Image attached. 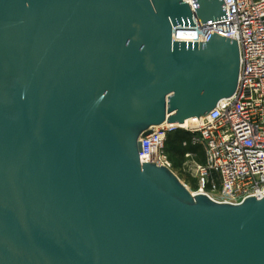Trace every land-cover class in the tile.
<instances>
[{
    "label": "water",
    "instance_id": "water-1",
    "mask_svg": "<svg viewBox=\"0 0 264 264\" xmlns=\"http://www.w3.org/2000/svg\"><path fill=\"white\" fill-rule=\"evenodd\" d=\"M0 0V264H264V196L193 193L153 126L236 90L223 0Z\"/></svg>",
    "mask_w": 264,
    "mask_h": 264
},
{
    "label": "built area",
    "instance_id": "built-area-1",
    "mask_svg": "<svg viewBox=\"0 0 264 264\" xmlns=\"http://www.w3.org/2000/svg\"><path fill=\"white\" fill-rule=\"evenodd\" d=\"M227 19L200 23L193 16L197 43L210 33L238 43L240 70L236 90L195 122H163L140 138L141 161L155 162L172 169L165 151L167 137L181 131L183 147H201L197 153L186 151L182 169L197 178L198 192L215 201L237 204L246 196H264V0H223ZM193 13L192 0L188 1Z\"/></svg>",
    "mask_w": 264,
    "mask_h": 264
},
{
    "label": "trees",
    "instance_id": "trees-1",
    "mask_svg": "<svg viewBox=\"0 0 264 264\" xmlns=\"http://www.w3.org/2000/svg\"><path fill=\"white\" fill-rule=\"evenodd\" d=\"M187 137H188V134L185 132H181V131L172 133L167 137L166 144H165V151L167 154H168V152L169 153L171 152V154L173 153L174 155H176L180 159L177 166L180 165L181 159L183 158V155L186 151L196 152L197 153V160L199 162H203V160H204V155H203V151H202L201 147L191 146V145H189L187 147H183L181 145L182 139H185ZM171 154H168L169 158H170V156L172 157ZM192 182L194 183L193 180H192Z\"/></svg>",
    "mask_w": 264,
    "mask_h": 264
},
{
    "label": "rangeland",
    "instance_id": "rangeland-1",
    "mask_svg": "<svg viewBox=\"0 0 264 264\" xmlns=\"http://www.w3.org/2000/svg\"><path fill=\"white\" fill-rule=\"evenodd\" d=\"M168 151V150H167ZM168 154H171V152ZM172 157L170 156V160L172 162V170L173 172L180 178V180L189 188V190L193 193H197L198 192V182H197V178L192 177L188 172L184 171L182 169V162L184 161V156L181 159V163L179 166H177V164L179 163L180 159L174 155L173 153L171 154ZM192 180L194 181V183L192 182Z\"/></svg>",
    "mask_w": 264,
    "mask_h": 264
},
{
    "label": "bare ground",
    "instance_id": "bare-ground-1",
    "mask_svg": "<svg viewBox=\"0 0 264 264\" xmlns=\"http://www.w3.org/2000/svg\"><path fill=\"white\" fill-rule=\"evenodd\" d=\"M195 121H196V119H194V118H189V119H187V120L184 122V125H188V124L193 123V122H195Z\"/></svg>",
    "mask_w": 264,
    "mask_h": 264
}]
</instances>
